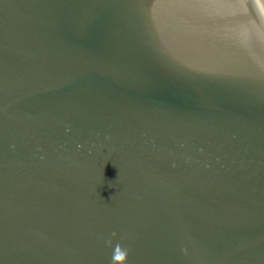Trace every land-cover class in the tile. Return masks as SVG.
Segmentation results:
<instances>
[{
  "label": "water",
  "instance_id": "1",
  "mask_svg": "<svg viewBox=\"0 0 264 264\" xmlns=\"http://www.w3.org/2000/svg\"><path fill=\"white\" fill-rule=\"evenodd\" d=\"M108 239L264 264V0H0V264Z\"/></svg>",
  "mask_w": 264,
  "mask_h": 264
},
{
  "label": "clouds",
  "instance_id": "2",
  "mask_svg": "<svg viewBox=\"0 0 264 264\" xmlns=\"http://www.w3.org/2000/svg\"><path fill=\"white\" fill-rule=\"evenodd\" d=\"M112 237H116L117 233L113 232ZM107 246L113 247V254L111 258V264H127L128 262V256L130 253V250L121 244H116L115 246L112 245V240L108 239L106 241Z\"/></svg>",
  "mask_w": 264,
  "mask_h": 264
}]
</instances>
